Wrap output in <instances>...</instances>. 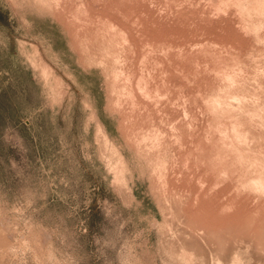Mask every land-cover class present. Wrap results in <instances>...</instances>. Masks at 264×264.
<instances>
[{
    "label": "rangeland",
    "instance_id": "rangeland-1",
    "mask_svg": "<svg viewBox=\"0 0 264 264\" xmlns=\"http://www.w3.org/2000/svg\"><path fill=\"white\" fill-rule=\"evenodd\" d=\"M0 264H264V0H0Z\"/></svg>",
    "mask_w": 264,
    "mask_h": 264
}]
</instances>
